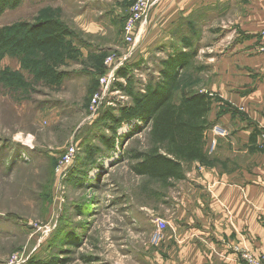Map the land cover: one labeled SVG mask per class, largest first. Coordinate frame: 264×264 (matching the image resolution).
Listing matches in <instances>:
<instances>
[{"label":"rangeland","instance_id":"obj_1","mask_svg":"<svg viewBox=\"0 0 264 264\" xmlns=\"http://www.w3.org/2000/svg\"><path fill=\"white\" fill-rule=\"evenodd\" d=\"M133 1L22 0L0 16L8 37H20L21 23L44 20L70 32L54 49L0 46V264L226 263L228 243L195 232L199 220L187 197L197 165L214 168L219 177L235 166L238 158L219 149L214 129L221 127L207 116L206 161L187 162L185 179L165 186L129 168V152L149 148V128L116 126L107 114L117 116L131 103L117 87L126 83L118 78L121 69L141 91L168 56L195 51L175 92L178 102L208 89L212 67L232 47L264 54L261 33L247 35L236 24L251 1L161 0L152 9L157 23L132 46L123 40V25ZM126 52L130 59L93 105L111 70L104 61ZM249 125L251 178L261 180L264 130ZM71 146L76 154L64 178L57 177L55 167ZM157 221L166 228L162 241L151 245Z\"/></svg>","mask_w":264,"mask_h":264},{"label":"crops","instance_id":"obj_2","mask_svg":"<svg viewBox=\"0 0 264 264\" xmlns=\"http://www.w3.org/2000/svg\"><path fill=\"white\" fill-rule=\"evenodd\" d=\"M250 1L251 4L245 6L250 8L246 9L248 14L242 11L236 24L247 30V35L254 37L261 33L262 48L264 0ZM156 11L151 12L147 30L157 23V20L153 22ZM198 92L215 98L208 116L221 127L217 137L219 149L224 147L227 156L238 159L232 170L222 177L212 167L197 165L201 169L192 180V192L187 195L189 206L191 204L199 220L195 232L211 235L217 242L219 238L225 240L231 250L229 253L226 248L225 264H243L239 251L250 250L257 256L264 254V148L261 147V180L255 179L251 178L248 144L252 130L249 124L264 130V54H254L251 48L232 47L212 67L208 89ZM221 106L235 114L221 112ZM240 112L243 118L239 117ZM258 156L259 153L254 155L256 161Z\"/></svg>","mask_w":264,"mask_h":264},{"label":"trees","instance_id":"obj_3","mask_svg":"<svg viewBox=\"0 0 264 264\" xmlns=\"http://www.w3.org/2000/svg\"><path fill=\"white\" fill-rule=\"evenodd\" d=\"M21 2L22 0H0V16L6 10L16 9ZM18 29L20 37H8L0 30V46L47 50L57 48L63 38L70 36L68 29L54 20L21 23ZM194 56L195 51H180L168 56L161 62L157 77L146 83L141 91H135L132 78L124 69L117 72L118 78L126 81L117 87L131 103L120 107L117 116L107 114L108 120L116 126L140 122L143 128H149L147 151L132 150L127 155V159L133 162L129 167L130 171L136 176L167 186L185 179L184 166L187 162L206 161L205 135L210 126L207 116L214 97L194 93L183 95L178 102L174 101L182 74L189 68ZM105 144L111 146L108 140Z\"/></svg>","mask_w":264,"mask_h":264},{"label":"built area","instance_id":"obj_4","mask_svg":"<svg viewBox=\"0 0 264 264\" xmlns=\"http://www.w3.org/2000/svg\"><path fill=\"white\" fill-rule=\"evenodd\" d=\"M161 0H134L127 18L125 19L123 25V40L126 44H130L132 46L138 44L142 37L146 33V28L149 24L150 13L153 7L160 2ZM264 51V48L262 49ZM131 53L126 52L121 55L118 60H116L115 56L107 57L104 61V64L109 69L111 68L109 75L103 81V90L101 94L95 95L92 99L93 105H98L99 101L102 99L103 95L109 90L114 72L119 67H122L124 62H127L130 59ZM215 134L221 133V129L215 127ZM28 137L27 140H29ZM262 140L264 142V134L262 135ZM213 148V147H212ZM76 154V148L71 146L65 152V154L61 157V160L55 167V174L57 177L64 178L65 169L72 162L74 156ZM166 228V223L164 221H157L154 231L150 236V244L158 245L163 238V231ZM239 257L243 264H264V255H253L248 251H239Z\"/></svg>","mask_w":264,"mask_h":264},{"label":"bare ground","instance_id":"obj_5","mask_svg":"<svg viewBox=\"0 0 264 264\" xmlns=\"http://www.w3.org/2000/svg\"><path fill=\"white\" fill-rule=\"evenodd\" d=\"M29 141V140H28Z\"/></svg>","mask_w":264,"mask_h":264}]
</instances>
